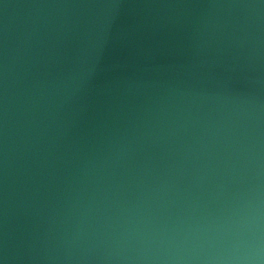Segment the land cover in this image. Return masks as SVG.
<instances>
[{
  "label": "water",
  "instance_id": "95a60500",
  "mask_svg": "<svg viewBox=\"0 0 264 264\" xmlns=\"http://www.w3.org/2000/svg\"><path fill=\"white\" fill-rule=\"evenodd\" d=\"M0 264H264V0H0Z\"/></svg>",
  "mask_w": 264,
  "mask_h": 264
}]
</instances>
